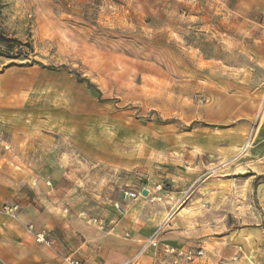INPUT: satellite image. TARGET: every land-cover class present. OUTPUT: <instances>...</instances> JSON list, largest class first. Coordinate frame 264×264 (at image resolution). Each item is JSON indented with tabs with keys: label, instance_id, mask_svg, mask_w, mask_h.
Returning <instances> with one entry per match:
<instances>
[{
	"label": "rangeland",
	"instance_id": "374dc122",
	"mask_svg": "<svg viewBox=\"0 0 264 264\" xmlns=\"http://www.w3.org/2000/svg\"><path fill=\"white\" fill-rule=\"evenodd\" d=\"M3 1L5 31L46 67L0 57L11 189L0 211L36 209L31 232L59 213L96 234L134 207L151 229L161 224L119 264L148 252L151 264H264V0ZM185 209L202 214L182 216L187 239L173 244L203 248L192 261L161 240ZM210 222L218 237L244 231L245 245L206 244L196 233Z\"/></svg>",
	"mask_w": 264,
	"mask_h": 264
},
{
	"label": "crops",
	"instance_id": "0c3cea01",
	"mask_svg": "<svg viewBox=\"0 0 264 264\" xmlns=\"http://www.w3.org/2000/svg\"><path fill=\"white\" fill-rule=\"evenodd\" d=\"M4 62L0 61V69ZM3 149H0V205L4 199V194L10 195L11 189L10 179L6 173V166L9 160ZM15 165V162H14ZM258 173H262L264 177V165L259 166ZM151 191V190H150ZM131 207V206H130ZM138 208H130L124 217L113 212L110 218L113 224H108L107 231H98L89 228L82 223L77 217L62 216L64 214H55L47 217L45 223H39L36 219V230H44L47 232L52 241L50 246L38 243L35 240L34 232L27 229V223L31 220L29 213L37 215L36 209L23 208L17 211V216L13 217L0 211V264H70L69 260L77 258L85 261L87 264H119L126 258L134 254L142 244L143 240L150 235L152 230L158 224H152L154 227L148 226L138 215ZM185 209L180 211L172 219L167 220L164 225L172 228L173 223H178L181 228L168 231L162 236L163 250L166 246H177L173 243H179L186 240V234L189 232L186 228L188 222L180 221L183 217H188L192 222L199 220L198 215L202 212H193L189 214ZM177 220V221H176ZM164 221V220H163ZM256 231L260 232L259 228ZM176 232V233H175ZM228 230L222 237H218V227L214 223L203 226L197 230L196 235L202 236V240L206 244L214 241V238L223 239L231 246L238 244L245 245L244 231L240 236L237 232ZM243 233V234H242ZM183 235V236H180ZM176 238V239H174ZM234 242V243H233ZM152 255L148 252L142 257L140 264H151ZM205 262V261H202Z\"/></svg>",
	"mask_w": 264,
	"mask_h": 264
},
{
	"label": "trees",
	"instance_id": "16d2710c",
	"mask_svg": "<svg viewBox=\"0 0 264 264\" xmlns=\"http://www.w3.org/2000/svg\"><path fill=\"white\" fill-rule=\"evenodd\" d=\"M5 6L3 0H0V57H5L10 60V62L6 66L10 65H31V64H40L43 67L42 63L37 60L30 58V53L33 52V46L29 41H22L17 37L9 35L4 27L2 21V10ZM27 60V62L17 63V60ZM5 66V67H6ZM65 70H67V66H61ZM50 69H57L55 66H47ZM76 78L79 82H84L88 87L95 89L99 94L101 93L97 86L91 82L88 78L82 77L80 74L74 72Z\"/></svg>",
	"mask_w": 264,
	"mask_h": 264
},
{
	"label": "built area",
	"instance_id": "2783aa9c",
	"mask_svg": "<svg viewBox=\"0 0 264 264\" xmlns=\"http://www.w3.org/2000/svg\"><path fill=\"white\" fill-rule=\"evenodd\" d=\"M126 195L130 197H136V193L134 191H126ZM19 209L18 204H8L5 206V212L8 213L10 216L16 217L17 211ZM89 224L97 225L99 227L104 226V220L100 218H89L87 221ZM33 228V225L30 226V229ZM34 232L35 240L38 243H43L47 246H50L52 244L51 239L49 238L47 232L44 230H39ZM160 228H157L154 230L150 243H152L153 246H158L157 236L159 235ZM164 252L173 256H176L178 258H183L187 261H192L195 258H202L204 256V249L198 248L196 250L184 248V247H175V246H166L164 249ZM70 264H87L85 261L77 258H72L69 260Z\"/></svg>",
	"mask_w": 264,
	"mask_h": 264
},
{
	"label": "water",
	"instance_id": "95a60500",
	"mask_svg": "<svg viewBox=\"0 0 264 264\" xmlns=\"http://www.w3.org/2000/svg\"><path fill=\"white\" fill-rule=\"evenodd\" d=\"M144 194H147V190H144V192H143Z\"/></svg>",
	"mask_w": 264,
	"mask_h": 264
},
{
	"label": "bare ground",
	"instance_id": "6f19581e",
	"mask_svg": "<svg viewBox=\"0 0 264 264\" xmlns=\"http://www.w3.org/2000/svg\"><path fill=\"white\" fill-rule=\"evenodd\" d=\"M249 146V145H248Z\"/></svg>",
	"mask_w": 264,
	"mask_h": 264
}]
</instances>
